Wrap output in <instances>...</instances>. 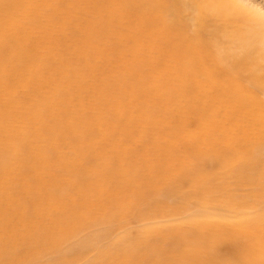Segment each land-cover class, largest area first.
<instances>
[{
  "label": "bare ground",
  "instance_id": "6f19581e",
  "mask_svg": "<svg viewBox=\"0 0 264 264\" xmlns=\"http://www.w3.org/2000/svg\"><path fill=\"white\" fill-rule=\"evenodd\" d=\"M163 1L0 0V264H264L262 214L225 198L264 186V109L238 89L264 43L224 64Z\"/></svg>",
  "mask_w": 264,
  "mask_h": 264
},
{
  "label": "rangeland",
  "instance_id": "374dc122",
  "mask_svg": "<svg viewBox=\"0 0 264 264\" xmlns=\"http://www.w3.org/2000/svg\"><path fill=\"white\" fill-rule=\"evenodd\" d=\"M51 5L56 6L54 2ZM159 10L162 11L159 14L165 18L167 30L176 34L183 33L187 41L192 44H198V47L210 53L209 56L211 58L219 57L224 64L230 63L229 59L221 56L228 50H235L237 47L238 49L251 50L264 43V0H164L163 6H159ZM19 15L24 16L23 13ZM238 54L241 58L243 53ZM263 79V72H254L248 69L242 72V79L238 85V89L243 92L242 99L249 104H257L261 109H264ZM156 81L157 76H155L153 82ZM260 135L264 146V131L260 132ZM250 153H243L242 155L251 157L256 154L250 155ZM233 155L236 157L240 156L238 154ZM254 166L258 167L256 169L257 172L264 176V164H254ZM215 168L218 169L216 165ZM229 185H231V188L230 190H225L227 192L225 198L231 204L248 205L250 208H254L255 215L262 214L260 219H264V186L259 183L250 186L245 185V181L242 178ZM0 202H4V200L0 199ZM223 219L226 222L235 220L238 223L247 222V220H241L233 216V214H229ZM257 221L255 219L251 223L257 225ZM243 230L246 231L247 227L239 231L245 233ZM115 239L100 237L93 238L90 242H95L96 248L102 254H108L109 252L106 248H111V246L107 244L114 242ZM219 244L224 253H233L234 245L228 240L223 239ZM89 246V243H85L82 248H91ZM3 248L9 247L4 246ZM112 248H120L118 251L115 250L111 253L112 256L118 257L123 255L122 253L128 247L123 244L121 246H112ZM136 253L144 255L146 252L140 250Z\"/></svg>",
  "mask_w": 264,
  "mask_h": 264
}]
</instances>
